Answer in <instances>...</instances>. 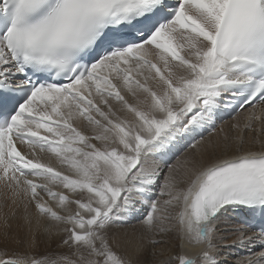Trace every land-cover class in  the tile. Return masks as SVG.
<instances>
[{"label": "snow or ice", "instance_id": "6c2138e0", "mask_svg": "<svg viewBox=\"0 0 264 264\" xmlns=\"http://www.w3.org/2000/svg\"><path fill=\"white\" fill-rule=\"evenodd\" d=\"M262 114L264 0H0V183L64 249L0 264H264Z\"/></svg>", "mask_w": 264, "mask_h": 264}, {"label": "bare ground", "instance_id": "6f19581e", "mask_svg": "<svg viewBox=\"0 0 264 264\" xmlns=\"http://www.w3.org/2000/svg\"><path fill=\"white\" fill-rule=\"evenodd\" d=\"M243 112H245V111H241L239 114H237L235 120L238 119L239 116ZM245 113H247V111ZM262 118H264V114H262ZM232 120H234V119H232ZM227 121L230 122L231 120H227ZM263 121L259 120L257 122L258 123L260 122L261 124H263L264 123ZM226 122L222 123L221 125H224ZM75 125L78 128L81 127L80 128L81 130H84V129H82V127H84V125L82 126V123H74V126ZM212 134L213 133L209 134L208 136L206 135L204 137L203 141L205 142V141H208L209 139L211 140V137L213 136ZM227 135H228V133H227ZM260 135L262 137V140L264 141V135L263 134H260ZM219 140H221V139H219ZM219 140H215L214 142H217ZM204 142H203V145H206V143H204ZM214 142H211V143H214ZM260 146H261L260 143L252 145L253 150H258L260 148ZM192 151L193 150H191V149L184 151L173 162L180 160V159H183V158H185V156L192 155L193 154ZM44 156L49 158V160L46 163H49L51 165L53 164L54 167H56L58 170L66 171L65 169H60L58 167L59 166L58 162L54 156H52L49 153H45ZM42 162H43V158H42ZM38 183H43V181H38ZM56 190L60 191L61 189H56ZM0 194L4 195V196L6 195V194H4L3 190H0ZM4 196H2L3 198L0 197V232H2L4 230L5 231L4 233L7 235V240H11L13 242H7L5 239L2 240L0 237V252L6 251L10 255L12 252H14L16 250H23L24 246L22 247V244L20 245L17 243V240L22 241L23 239L25 240L24 243L27 246L29 244H31L33 239L35 240L36 246H35V248L32 249V251L37 253V254L58 252L60 250V248L56 245V243L59 244L60 238L58 236H52L51 238H49V234L47 232H45V228L48 226L49 221L47 219L41 217L37 213V211L35 210L34 206L29 205L28 210L26 212L23 203H21L19 201L14 203L13 199L11 197H8L9 195H6L7 197H4ZM45 199L47 200L48 198L45 197ZM2 201H4L3 202V203H5L4 205H3ZM48 203H49V205L55 207L54 201L48 200ZM5 222H7V223H5ZM220 227H224V225L222 224ZM118 231H120L121 233L128 232L129 234H132L134 232L138 233L140 231V228H139V224L136 223L135 225H132V226H124L122 228H119ZM42 233H44L43 235L47 236L48 239L45 240L42 236ZM167 239L170 241V243L167 245H164L163 247H164V249H167L168 251H171L174 253L177 250V248H175L174 245H178V241L172 239L171 237H168ZM25 244H23V245H25ZM41 249H42V251L40 253ZM60 251H64V250H60ZM234 251H235V249H234ZM152 256H153V254L150 253L149 249L146 247V250L144 251V253L140 257V260L142 261V263H144L146 260H149V259L154 260L155 258H153ZM160 258L164 259V257H161V256H160ZM231 258L232 257L230 256L229 261H233ZM154 261H155V264H159L160 260H158L156 258V260H154Z\"/></svg>", "mask_w": 264, "mask_h": 264}, {"label": "rangeland", "instance_id": "374dc122", "mask_svg": "<svg viewBox=\"0 0 264 264\" xmlns=\"http://www.w3.org/2000/svg\"><path fill=\"white\" fill-rule=\"evenodd\" d=\"M246 112V111H245ZM245 112H243L240 116H239V118L238 119H236V120H232L231 119V121L229 122V121H227L224 125H221V126H219L218 128H216V130H215V132H212L213 134V136L211 137V140L209 139L208 141H203L204 143H206V145H208L209 143H211V142H214L215 140H219V139H222V137L225 135V134H227L228 133V136H234L236 133H235V130L232 128V125L235 123V122H237V121H239L241 124H243L244 122H245V120H246V118H247V116H248V112L247 113H245ZM261 120L263 121L264 120V118H261ZM264 122V121H263ZM82 126H83V124H82ZM81 128V127H80ZM253 128L255 129L254 131H245V133H244V135H245V138L246 139H248L249 141H251V140H258V141H260V142H264L263 140H262V137H261V135L260 134H263L264 135V123L263 124H261L260 122L258 123L257 121H254L253 122ZM82 129H84V127H82ZM221 129H222V131H221ZM219 131V132H218ZM218 132V133H217ZM226 132V133H225ZM224 133V134H223ZM87 134V133H86ZM250 134V135H249ZM209 135V134H208ZM207 135V136H208ZM247 136V137H246ZM207 138V137H206ZM213 140V141H212ZM202 142V143H203ZM255 144H259V143H255ZM192 153H193V151H192ZM184 159V158H183ZM183 159H180V161H183ZM49 160V158L48 157H43V162L44 163H46L47 161ZM177 161H175V162H173V164H175ZM52 166L54 167V165L52 164ZM59 167V166H58ZM4 194H6L7 195V193H6V191H4ZM4 196V195H1L0 194V197L1 198H3L2 196H4V197H7V196ZM9 197V196H8ZM6 201V200H5ZM4 201H2V203H3ZM5 203H3V205H4ZM136 224V223H135ZM134 224V225H135ZM133 224H126V225H124V226H132ZM123 226V227H124ZM223 229H224V227H221V232L223 231ZM5 231L3 230L2 232H0V237H1V239L3 240V239H5L7 242H13V241H11V240H7V235L4 233ZM7 232V231H6ZM220 232V234L221 235H226V233L223 231L222 233ZM44 233H42V236H43V238L46 240V239H48V237L47 236H44L43 235ZM235 237L234 236H231V237H229L227 240H225L223 243L224 244H228V245H230L231 244V241H232V239H234ZM41 239V238H40ZM169 241V240H168ZM22 243H20V245L22 244V247H23V249L24 248H26L27 247V245L24 243L25 242V240L23 239L22 241H21ZM170 243V241L167 243V244H169ZM179 243V242H178ZM23 244H25V245H23ZM167 244H162V245H158V246H156L155 248H153L151 245H149V246H147V248L149 249V252L150 253H154L155 252V255L153 254V258H155L154 260H156V258L158 259V260H162L161 258H160V256L161 257H164L165 258V256L170 252V251H168L167 249H164V245H167ZM56 245L58 246L59 244H57L56 243ZM60 250H64V249H61L60 248ZM59 250V251H60ZM41 251H42V249L40 250V253H41ZM58 251V252H59ZM158 255V256H157ZM232 260H234V258H231ZM154 260H152V259H149V260H146L144 263H142V264H155V261ZM230 260V256L228 257V261ZM229 264H233V261H229Z\"/></svg>", "mask_w": 264, "mask_h": 264}]
</instances>
